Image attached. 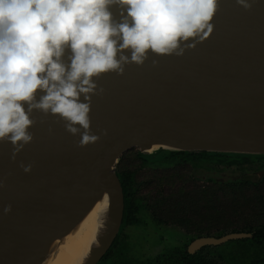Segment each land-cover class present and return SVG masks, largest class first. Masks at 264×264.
<instances>
[{"label":"water","instance_id":"obj_1","mask_svg":"<svg viewBox=\"0 0 264 264\" xmlns=\"http://www.w3.org/2000/svg\"><path fill=\"white\" fill-rule=\"evenodd\" d=\"M109 9L119 21L121 6ZM212 23V34L181 56L149 50L143 65L102 75L105 92L90 111L97 143L79 147V135L39 111L34 140L15 160L11 142H0V264H42L53 242L106 196L105 229L83 262L101 263L126 218L118 164L132 149L146 158L160 149L264 156V0L251 10L220 0ZM247 236L199 238L191 251Z\"/></svg>","mask_w":264,"mask_h":264},{"label":"clouds","instance_id":"obj_2","mask_svg":"<svg viewBox=\"0 0 264 264\" xmlns=\"http://www.w3.org/2000/svg\"><path fill=\"white\" fill-rule=\"evenodd\" d=\"M219 2L0 0V142H11L15 160L34 140L30 127L37 120L31 117L39 111L79 135V147L97 143L101 135L92 131L90 111L93 96L105 92L102 75L143 65L149 50L183 55L212 34ZM236 3L251 10L257 0ZM112 5L121 6L119 21ZM20 166L25 172L33 167Z\"/></svg>","mask_w":264,"mask_h":264},{"label":"trees","instance_id":"obj_3","mask_svg":"<svg viewBox=\"0 0 264 264\" xmlns=\"http://www.w3.org/2000/svg\"><path fill=\"white\" fill-rule=\"evenodd\" d=\"M208 158H216L219 162H224L227 158H232L235 162H240L242 159L244 161L253 159L245 155L235 156L205 151L184 152L160 149L151 158L144 157L137 149L126 152L118 164V174L125 194V217L127 218L128 211L126 210L128 206H131L132 200L141 198L137 195L140 185L148 182L146 179L143 181L139 179L141 175L139 169L142 166L152 168L150 170L154 171V176L151 179H156L161 186L168 185L169 192L167 194L158 192L156 196L152 197L156 205L154 207L158 208L160 216L174 222L180 220L186 227L197 229L199 234L210 229L209 223L213 218L210 213L212 210L215 211L217 217L222 218L224 212L229 208L238 216L240 212L244 213V209H247L248 219L256 220L259 216L257 215L259 209H264V179L252 183L249 180L238 179L232 182L231 188L226 183L218 181H210L205 185H199L195 183V180L192 183L188 182L192 181L189 168L202 166L203 159ZM136 162H139V169L134 167ZM151 182H155V180ZM211 182H214V185ZM262 213L260 219L264 223V211ZM183 216L185 218H182ZM262 226L258 230L259 234L264 233V224ZM241 241H244L245 247L244 250L234 253L236 256L234 264H264V235H257L254 238ZM181 257L182 262H178V264H213L212 260L205 257L196 258L187 250L182 252ZM220 257L224 259L226 256L220 254ZM168 259L169 257L165 260L160 259L159 263L156 261L154 264H169L170 260L167 262Z\"/></svg>","mask_w":264,"mask_h":264},{"label":"flooded vegetation","instance_id":"obj_4","mask_svg":"<svg viewBox=\"0 0 264 264\" xmlns=\"http://www.w3.org/2000/svg\"><path fill=\"white\" fill-rule=\"evenodd\" d=\"M255 160L258 161L257 163H259V161L260 162L264 161V157L253 158V159H250L249 161L248 160L244 161V159H242V161L240 162H235L234 159L232 158H227L226 161L224 162H219V160H217L216 158H208V159H203L202 166L200 167L211 169L212 167H215L216 165L217 166L225 165V166H238V167L244 168L245 165L248 166V165L254 164ZM140 167H141L140 171H150L154 173V171L150 170L152 168H148V167L146 168L142 166ZM200 167L189 168L190 170L189 172L191 173L190 179L192 180V181H189L190 183H192L195 180V183L199 185H205V184H209L210 181H218L221 183H226L228 187L231 188L233 185L232 182L238 179H243L245 181L249 180L251 181V183L254 181H261L264 179V175L262 176L261 174L260 175L258 174V178L256 180L251 179L248 177L247 172H244L241 175L237 177L235 176L233 178H227V177L224 178V177H220V176L212 175V174L210 175H206L203 173L199 174L200 173L199 170H201ZM161 169L164 170L163 168ZM153 173L149 177L148 182L146 181L140 185L137 195L140 196L141 198L137 200H132L131 206H128V209L126 210L128 211L127 218H125L123 229L120 235L118 236V238L116 239V241L114 242V244L112 245V248L102 257V261L99 264H154L156 261H158L159 263L160 259L165 260L167 257H169L167 262L170 260L169 264H178V262L179 263L182 262V257H181L182 252L185 250H187L189 254H191L192 256H195L196 258H204L198 255L199 251L205 248L204 246L196 249L195 251H191V245L196 239L210 238V237L222 238L227 235L236 234V233L250 234V236H247V237L230 239V240H242V239H247V238H254L257 235L258 236L264 235V233L259 234L258 232L259 228H262L263 227L262 225L264 224L263 220L260 219V214L262 216L263 214L262 211H264L263 208L259 209V211L257 212L258 213L257 215L259 216L257 217L256 220L248 219L247 209H244V213L240 212L239 213L240 215L238 216V215H235L233 213V210L229 208L224 212L222 218L217 217V214L215 213V211L212 210L210 213L213 215V218H212V221L209 223L210 229L207 231H204L203 234L201 233L199 234L198 230L193 227H190V228L186 227L180 220L179 221L177 220L176 222H174L172 220H169L168 218L160 216L159 211L157 210L158 208L156 209L154 207L156 205L154 204L155 201L152 199V197L156 196L158 192L167 194L169 190H168L167 184H164L161 186L159 182L156 181V179H151L154 176ZM153 180H155V182H151ZM211 184L214 185V182H211ZM143 187H148L152 190L146 194H143L141 191ZM145 211H148L151 214L154 226L155 225L158 226L160 231H162L163 229L168 230V232L165 235H163L160 239H163L168 234L172 237L174 235H177V233H181V232L183 233L184 231H186L187 233L193 234L191 242L185 247H178V246L172 247L168 249L167 251H164L163 253L158 254L155 257L147 256L146 258L142 259L141 255L137 256L136 251H142V250L145 251L146 248L150 247V244L148 242H145L146 238H148L150 234L151 235L155 234L150 231V223L147 222L145 216H143V213H145ZM182 218H185V217L183 216ZM141 225H143L144 230L136 231L139 229L138 227H140ZM177 230L181 232H178ZM174 232L175 234H173ZM206 246L207 247L211 246L212 247L211 251L215 253L214 251L215 246H218V245H206ZM129 247L131 248L130 249L131 254L129 252L128 253L125 252V249ZM132 249L133 250L135 249V252ZM223 254L226 256L225 258L228 261H230L229 256L226 253H223ZM213 264H215L214 261H213ZM230 264H233V263L230 262Z\"/></svg>","mask_w":264,"mask_h":264},{"label":"rangeland","instance_id":"obj_5","mask_svg":"<svg viewBox=\"0 0 264 264\" xmlns=\"http://www.w3.org/2000/svg\"><path fill=\"white\" fill-rule=\"evenodd\" d=\"M254 164L251 165H245L244 168L242 167H238V166H225V165H220V166H215L212 167L211 169L208 168H203L200 167L201 170L199 174H206V175H217L220 177H224V178H233V177H237L239 175H241L244 172H247L248 177L251 179H257L258 178V174L260 175H264V161H259V163H257L258 161H254ZM139 162H136V165L134 167H138ZM139 169V167L137 168ZM197 169V168H195ZM140 180H148L149 177L152 175L153 172L150 171H140ZM189 182V181H188ZM187 182V184H188ZM152 189L148 188V187H143L142 188V193L146 194L149 191H151ZM143 216H145L147 222L150 223V231L152 233L155 234H150L148 238H146L145 242H148L150 244L149 248H146L145 251H136V255H141V258L144 259L147 256L148 257H155L158 254L163 253L164 251H167L168 249L172 248V247H185L186 245H188L193 237V234L187 233L186 231H184L183 233L179 230H177L178 232L181 233H177V235L174 236H170L169 234L166 235V237H164L163 239H160L163 235H165L168 230L163 229L162 231L159 230L158 226H154L153 223V219L151 214L148 211H145V213H143ZM139 229L136 231H143V225H141L140 227H138ZM175 234V232L173 233ZM159 241V242H158ZM135 243V242H134ZM116 246V245H115ZM204 249H201L199 251V256L200 257H205L208 258L210 260H213L215 262V264H230V262H232L233 264L236 261V256L234 255L235 252H240L242 250H244L243 248L245 247V243L244 241L241 240H230L227 241L223 244H220L218 246H215V253H213L211 251L212 247H207L204 246ZM117 249V247H116ZM115 249V250H116ZM131 248H127L125 249L126 253H130ZM133 250V249H132ZM135 252V249L133 250ZM226 253L229 256L230 261H228L226 258L225 259H221L220 254ZM131 254V253H130Z\"/></svg>","mask_w":264,"mask_h":264},{"label":"bare ground","instance_id":"obj_6","mask_svg":"<svg viewBox=\"0 0 264 264\" xmlns=\"http://www.w3.org/2000/svg\"><path fill=\"white\" fill-rule=\"evenodd\" d=\"M107 209L108 199L105 196L75 228L53 242L42 264H83L91 249L99 244V236L106 226Z\"/></svg>","mask_w":264,"mask_h":264}]
</instances>
